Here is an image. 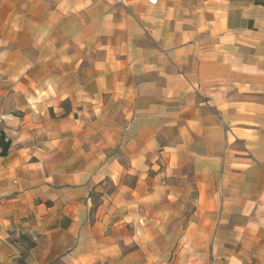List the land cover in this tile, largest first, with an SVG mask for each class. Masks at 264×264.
<instances>
[{
  "label": "crops",
  "instance_id": "1",
  "mask_svg": "<svg viewBox=\"0 0 264 264\" xmlns=\"http://www.w3.org/2000/svg\"><path fill=\"white\" fill-rule=\"evenodd\" d=\"M124 3L0 0V264H264V0Z\"/></svg>",
  "mask_w": 264,
  "mask_h": 264
},
{
  "label": "trees",
  "instance_id": "2",
  "mask_svg": "<svg viewBox=\"0 0 264 264\" xmlns=\"http://www.w3.org/2000/svg\"><path fill=\"white\" fill-rule=\"evenodd\" d=\"M8 146H9V142L6 141V140L4 139V137H3V134L0 133V147H1V152H0V154H1V155H3V154L6 153Z\"/></svg>",
  "mask_w": 264,
  "mask_h": 264
},
{
  "label": "built area",
  "instance_id": "3",
  "mask_svg": "<svg viewBox=\"0 0 264 264\" xmlns=\"http://www.w3.org/2000/svg\"><path fill=\"white\" fill-rule=\"evenodd\" d=\"M157 0H148L149 3L154 4ZM117 3L125 5L124 0H116ZM4 122V116H0V133H2V123ZM1 151V148H0Z\"/></svg>",
  "mask_w": 264,
  "mask_h": 264
},
{
  "label": "rangeland",
  "instance_id": "4",
  "mask_svg": "<svg viewBox=\"0 0 264 264\" xmlns=\"http://www.w3.org/2000/svg\"><path fill=\"white\" fill-rule=\"evenodd\" d=\"M159 166H160V169H163V167H164V165H162V164H159Z\"/></svg>",
  "mask_w": 264,
  "mask_h": 264
}]
</instances>
